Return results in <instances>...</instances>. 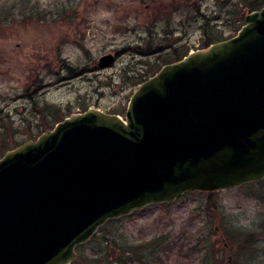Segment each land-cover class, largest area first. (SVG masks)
Segmentation results:
<instances>
[{
	"label": "water",
	"instance_id": "water-1",
	"mask_svg": "<svg viewBox=\"0 0 264 264\" xmlns=\"http://www.w3.org/2000/svg\"><path fill=\"white\" fill-rule=\"evenodd\" d=\"M245 22L144 80L125 117L89 108L8 150L0 264H72L109 220L264 179V6Z\"/></svg>",
	"mask_w": 264,
	"mask_h": 264
},
{
	"label": "rangeland",
	"instance_id": "rangeland-1",
	"mask_svg": "<svg viewBox=\"0 0 264 264\" xmlns=\"http://www.w3.org/2000/svg\"><path fill=\"white\" fill-rule=\"evenodd\" d=\"M236 1L0 0V158L73 113L125 117L134 91L176 50L239 32L246 22L228 13ZM137 46L146 54L128 48ZM108 53L115 63L99 68ZM198 193L107 222L72 264H119L101 255L113 246L137 264H264V179L214 191L211 202Z\"/></svg>",
	"mask_w": 264,
	"mask_h": 264
},
{
	"label": "trees",
	"instance_id": "trees-1",
	"mask_svg": "<svg viewBox=\"0 0 264 264\" xmlns=\"http://www.w3.org/2000/svg\"><path fill=\"white\" fill-rule=\"evenodd\" d=\"M264 6V0H240V1H236V3H235V5H233L232 6V8L229 10V12L228 13H230L232 16H233V18H235V17H238L239 18V20L240 21H244V19H245V16H246V11H245V9H249V11L248 12H252V11H255V10H259V9H261L262 7ZM213 38V37H212ZM212 42H207L206 44H205V46L204 47H208L210 44H212V43H214V42H216V41H213V40H211ZM219 41V40H218ZM129 49H132V51H134V52H136V53H140V54H143V55H145L146 54V52H145V50H143V49H141L140 47H128ZM162 48L163 47H159V52L160 51H162ZM190 51L189 50H187V51H185L183 54L181 53V54H179L178 53V51L176 50V54H175V61H177V60H180V59H182V58H184V56H186L188 53H189ZM155 73V72H154ZM154 75V74H153ZM152 75V76H153ZM151 77V76H150ZM150 77H148V78H150ZM148 78H145L144 80L146 81ZM144 81H142V83H143ZM65 118V117H64ZM64 118H61L60 120H63ZM60 120H58L57 122H59ZM56 122V123H57ZM55 123V124H56ZM54 124V125H55ZM54 125H49V126H47V127H49V129H51V127L53 128L54 127ZM45 129H47V128H44V129H42L39 133L41 134ZM21 143V142H20ZM20 143H18V144H16V145H19ZM198 194H202V193H198ZM203 195L204 196H206L207 197V200L209 201V202H211L212 201V197L214 196V194H213V192H206V193H203ZM115 220V219H114ZM114 220H110V221H108V222H111V221H114ZM258 238V236L256 235V234H252V235H250V236H247V239H246V241H247V244H248V242H250V241H253V240H255V239H257ZM224 244V246H225V248H226V250H228L227 249V246H226V243H223ZM227 244L228 245H231L228 241H227ZM83 245V244H82ZM82 245H79L78 246V248L79 247H81ZM114 247V246H113ZM113 247H108V248H103V249H101V255L102 254H104L105 256H107V257H109L108 259H116L117 260V262L119 263V264H137V263H130V261H128V259L126 258V257H124V256H122V254L123 253H125V251H123L122 252V254L121 253H117V250L115 251L114 250V248ZM78 248H77V250H78ZM125 248V247H124ZM125 249H127V248H125ZM79 255V254H78ZM131 260H133V259H131ZM136 261V260H135ZM78 263V262H77ZM99 264L100 262H95V264ZM216 264H225L223 261H221V260H217L216 262H215ZM79 264H82V263H79ZM226 264H230L229 262H228V259H227V263Z\"/></svg>",
	"mask_w": 264,
	"mask_h": 264
}]
</instances>
